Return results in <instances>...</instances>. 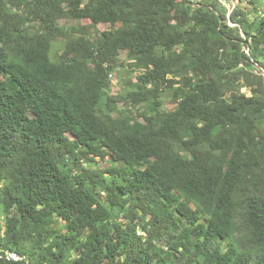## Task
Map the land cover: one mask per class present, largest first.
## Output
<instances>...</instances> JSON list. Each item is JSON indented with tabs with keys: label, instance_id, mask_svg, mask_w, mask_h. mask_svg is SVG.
Segmentation results:
<instances>
[{
	"label": "trees",
	"instance_id": "1",
	"mask_svg": "<svg viewBox=\"0 0 264 264\" xmlns=\"http://www.w3.org/2000/svg\"><path fill=\"white\" fill-rule=\"evenodd\" d=\"M263 71L264 0H0V264H264Z\"/></svg>",
	"mask_w": 264,
	"mask_h": 264
},
{
	"label": "rangeland",
	"instance_id": "2",
	"mask_svg": "<svg viewBox=\"0 0 264 264\" xmlns=\"http://www.w3.org/2000/svg\"><path fill=\"white\" fill-rule=\"evenodd\" d=\"M62 22H64V21H62ZM87 22H89V21H86V20H83L82 21V23H87ZM73 24H76V22H73ZM105 27H107V26H105V25H99L98 26V29L101 31ZM121 55L123 56V57H121L122 60H123V62H126L127 61V58L125 56V53L122 52ZM126 77L127 76H126L125 71H122L121 73H118L116 75L114 73H112V77H111L112 84L109 87V91L112 92V93L123 92L124 89H125V87H127L131 83V80L128 79V78H126ZM242 90L245 91V93H247V94L249 93L246 88H243ZM119 107L122 110V112H124V113L127 110L126 106L123 103H120L119 104ZM36 114H37V112H32V113H30V116L32 117V116H35ZM108 164H110V161L109 160L101 161L100 159L96 158V162H94V163H87V164H85V167H89L91 169H98L100 167L108 166Z\"/></svg>",
	"mask_w": 264,
	"mask_h": 264
},
{
	"label": "built area",
	"instance_id": "3",
	"mask_svg": "<svg viewBox=\"0 0 264 264\" xmlns=\"http://www.w3.org/2000/svg\"><path fill=\"white\" fill-rule=\"evenodd\" d=\"M246 52H247V50H246ZM263 73H264V71H263ZM4 256L9 261H17L20 258L19 255L14 251H5Z\"/></svg>",
	"mask_w": 264,
	"mask_h": 264
}]
</instances>
